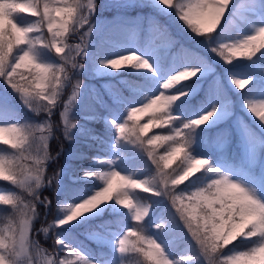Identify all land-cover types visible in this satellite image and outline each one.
Listing matches in <instances>:
<instances>
[{"label":"snow or ice","instance_id":"6c2138e0","mask_svg":"<svg viewBox=\"0 0 264 264\" xmlns=\"http://www.w3.org/2000/svg\"><path fill=\"white\" fill-rule=\"evenodd\" d=\"M0 222V264H264V0H0Z\"/></svg>","mask_w":264,"mask_h":264},{"label":"trees","instance_id":"16d2710c","mask_svg":"<svg viewBox=\"0 0 264 264\" xmlns=\"http://www.w3.org/2000/svg\"><path fill=\"white\" fill-rule=\"evenodd\" d=\"M171 30H172V32L174 34L175 31H176V28H175L174 25L171 27ZM259 42H260L259 40L256 41L257 44H259ZM257 55H259V53H257ZM246 60H247V57H245L243 55L233 57V61L234 62H240V61H246ZM19 71L25 72V74H27L26 69L22 68ZM199 100H201V98H194L192 103L196 104V103H198ZM152 114H153V110L150 109V110L146 111L143 115L137 116L138 123H139V121H141L143 119H147L149 121L151 116H152ZM96 127L99 129L100 125H96ZM166 128H167V126H165L164 129L151 126V129L156 131V133H157L156 135L167 134ZM144 138L145 139L149 138V135L144 134ZM80 147H81L82 150L87 151L86 149H84L83 145H80ZM152 147L154 148L157 157H159L160 155H162L161 153H163L165 151V147L166 146H162L160 142H157ZM51 148L53 149V151H57V142L55 140H53L51 142ZM101 153L103 155H105L103 152H101ZM88 154L91 155V153H88ZM181 159H182V154H181L180 157H177L176 159L172 160V162L170 163V165H169V167L167 169H163L164 161H161L160 162L161 163V168L163 169L164 172H171L173 169H176L179 166ZM128 163L134 165L133 169L135 168L137 173L142 172L147 167L148 170H149V174L150 175H156L157 174L156 166L151 163V160H149L147 158L146 154H141V156L139 158H132L131 160L128 161ZM82 165L85 166L86 165V161H81L80 163L76 164L75 166L78 167V166H82ZM50 172L51 171H49V175H50ZM179 187H183V185H180ZM133 191H135L140 196H149V195H151L150 193H144L143 189H135ZM47 194L48 193L45 192V195H47ZM5 207H7V206H5ZM125 211H127V210L125 209ZM0 223H2V222H0Z\"/></svg>","mask_w":264,"mask_h":264},{"label":"rangeland","instance_id":"374dc122","mask_svg":"<svg viewBox=\"0 0 264 264\" xmlns=\"http://www.w3.org/2000/svg\"><path fill=\"white\" fill-rule=\"evenodd\" d=\"M100 3H103V0H100ZM148 13V10H145V13L144 14H147ZM99 19H102V20H110L111 18H112V13H111V10L110 9H103L101 12H100V14H99V17H98ZM158 19H159V21H160V23H167V21H166V18H164V17H158ZM174 34H176V31H175V33ZM180 39H181V41L183 42V43H185L186 44V46H188V47H192L193 45H192V43L190 42V41H188L186 38H184V37H180ZM75 42H78V40L77 41H73V43H75ZM123 69H121V71H122ZM75 79H79V80H81L82 81V83L83 84H92V85H95V87L97 88V89H99L101 92H103V89L101 88V84H103L105 81L103 80V79H88L86 76H84V75H81V76H79V77H76ZM75 82V80H73V83ZM190 81H188V82H186V83H189ZM174 87H179V86H174ZM204 87L206 88L207 87V84L205 83V85H204ZM232 87H234V85L232 86ZM245 88H247V85H245ZM244 89H236V91L237 92H241V91H243ZM169 91H174V89H172V90H169ZM71 94V88L69 87L68 89H66V91H65V93H64V98L65 99H67V97H68V95H70ZM201 96L202 98H203V92H200L197 96ZM196 96V97H197ZM17 100H19V98L17 97ZM21 109L25 112V114L26 115H28L29 117H31V113H29L28 111H27V109H24L23 108V105L21 104ZM239 114V113H238ZM253 118L254 119H259L258 117H255V116H253ZM53 119H55V117H53ZM149 123V121L148 120H143V121H139V125L140 126H143V125H145V124H148ZM222 127H230L231 126V121H228L227 123H225V124H223V125H221ZM144 134H147V135H149V137H152L153 135H156V131H154V130H152L151 129V126H149L147 129H145V133ZM52 142V141H51ZM51 142H50V148H51ZM57 142V141H56ZM65 146L67 147L68 145H67V143L65 144ZM69 147V149L71 150V146L69 145L68 146ZM51 152L53 153V154H55V152L56 151H53V149L51 148ZM164 153H165V151L163 152V153H161L162 155H164ZM89 155V154H88ZM99 155L102 157V153H99ZM83 161H86V165L85 166H87L89 163H90V161L89 160H83ZM81 161H69V163H71V164H73L74 166L76 165V164H78V163H80ZM76 163V164H75ZM53 167H55L56 165L55 164H53L52 165ZM83 166V165H82ZM126 168H127V171L126 172H122L121 174L122 175H125V174H127L128 172H132V173H134L133 172V165L132 164H127L126 165ZM96 170H104V169H102V168H97ZM49 171H51V169H48V174H49ZM50 175H51V172H50ZM5 183H7V182H5ZM97 183H100V184H102V181H98ZM116 183H119V181L117 180V181H114V186H115V184ZM45 194V193H44ZM133 222H135V223H139V222H136V221H133ZM132 221H130V223H132V224H135V223H133ZM153 231H155V229H153ZM81 239H83V237H81ZM41 243L42 244H45V242L43 241V240H41ZM48 243H50V241L48 242ZM85 243L87 244L88 242L87 241H85ZM45 246H47L46 244H45ZM89 247H91L92 245H88Z\"/></svg>","mask_w":264,"mask_h":264}]
</instances>
